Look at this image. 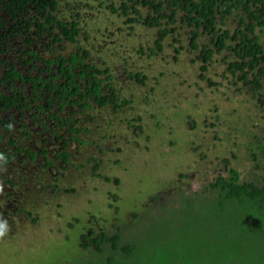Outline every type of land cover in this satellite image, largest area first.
I'll return each mask as SVG.
<instances>
[{
  "label": "rangeland",
  "instance_id": "rangeland-1",
  "mask_svg": "<svg viewBox=\"0 0 264 264\" xmlns=\"http://www.w3.org/2000/svg\"><path fill=\"white\" fill-rule=\"evenodd\" d=\"M63 1L66 15L67 4L78 8L92 57L100 69H111L130 103L117 114L112 109L95 114L93 137L87 147L73 150L75 165L57 183L60 192L50 187L53 176L47 174L41 192L34 182L23 187L24 196L15 204L28 209L31 217L20 212L9 223L1 213L7 229L0 235V264H85L93 253L81 247L82 235L89 230L111 229L133 213H142L149 196L174 182L191 180L190 187L200 189L218 176L226 159L247 179L256 163L251 153L257 151L243 145L249 140L264 143V106L248 88L233 85L227 73L228 52L215 55L209 64L205 75L215 83L212 86L201 79L199 53L189 46L191 31L180 22L176 27L182 47L169 36L163 52L154 56L148 48L156 30L142 23L129 30L123 17L101 6L106 0ZM138 9L148 15L147 9ZM236 20L230 17L224 28L232 31ZM210 40L202 36L198 44ZM140 47L144 55L138 53ZM128 71L143 74L147 81L130 82ZM90 158L102 162L97 176ZM10 187L0 180L4 195ZM6 202L0 198V207ZM138 229L146 230L144 225Z\"/></svg>",
  "mask_w": 264,
  "mask_h": 264
},
{
  "label": "trees",
  "instance_id": "trees-1",
  "mask_svg": "<svg viewBox=\"0 0 264 264\" xmlns=\"http://www.w3.org/2000/svg\"><path fill=\"white\" fill-rule=\"evenodd\" d=\"M103 5L112 15L123 17L129 30L141 23L156 30L148 48L154 56L163 52L169 36L181 46L177 22L189 28V46L199 53L202 80H208L205 73L213 57L228 52L227 73L233 85L248 88L264 106V0H119L118 5L106 0ZM46 6L56 10L58 2L47 0ZM139 7L148 15H142ZM234 16L236 27L224 28ZM61 26L71 40L82 33L78 21L70 31ZM202 36L211 40L200 46ZM144 51L141 47L139 54ZM104 74L95 70L94 84ZM135 78L140 84L147 81L140 73ZM256 141L243 145L247 151H257L251 153L256 163L247 179L226 159L218 176L200 189L193 190L191 180L188 185L174 182L149 196L142 213H133L111 229H91L82 235L81 247L93 252L85 264H264V143ZM93 162L97 176L102 162ZM55 190L60 192L58 184ZM23 212L31 217L28 209ZM141 225L144 232L138 229Z\"/></svg>",
  "mask_w": 264,
  "mask_h": 264
},
{
  "label": "flooded vegetation",
  "instance_id": "flooded-vegetation-1",
  "mask_svg": "<svg viewBox=\"0 0 264 264\" xmlns=\"http://www.w3.org/2000/svg\"><path fill=\"white\" fill-rule=\"evenodd\" d=\"M56 1L52 10L47 0H0V180L12 186L6 195L0 192L7 200L0 216L9 223L24 210L15 204L24 186L37 183L41 192L47 174L56 192L75 165L73 150L93 137L96 113L127 107L111 69H100L86 46L78 8L67 4L66 15L64 1ZM76 21L82 33L71 40L61 25L70 31ZM97 69L105 74L94 84ZM125 75L136 80L131 71Z\"/></svg>",
  "mask_w": 264,
  "mask_h": 264
},
{
  "label": "clouds",
  "instance_id": "clouds-1",
  "mask_svg": "<svg viewBox=\"0 0 264 264\" xmlns=\"http://www.w3.org/2000/svg\"><path fill=\"white\" fill-rule=\"evenodd\" d=\"M0 159H2V157H0ZM6 229H7V223L0 221V235H2Z\"/></svg>",
  "mask_w": 264,
  "mask_h": 264
}]
</instances>
